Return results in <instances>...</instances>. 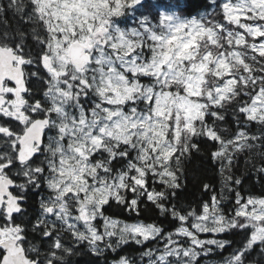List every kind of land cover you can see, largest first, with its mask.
Returning a JSON list of instances; mask_svg holds the SVG:
<instances>
[{
	"label": "snow or ice",
	"instance_id": "obj_1",
	"mask_svg": "<svg viewBox=\"0 0 264 264\" xmlns=\"http://www.w3.org/2000/svg\"><path fill=\"white\" fill-rule=\"evenodd\" d=\"M253 174L264 0H0V264H264Z\"/></svg>",
	"mask_w": 264,
	"mask_h": 264
},
{
	"label": "trees",
	"instance_id": "obj_2",
	"mask_svg": "<svg viewBox=\"0 0 264 264\" xmlns=\"http://www.w3.org/2000/svg\"><path fill=\"white\" fill-rule=\"evenodd\" d=\"M5 2H6V0H5ZM190 2L193 5H200V4H203L205 2L210 3V0H190ZM203 10L204 9H201V11H203ZM195 165L197 167H199L200 161L199 160L195 161ZM239 167L242 171L245 170L246 165L244 163L243 157L240 158ZM210 175H211V173H210ZM217 187H219V185H217ZM245 188H246V190H250L251 192H253L256 195H259L261 193V191H264V189L261 188V185L259 183H257L256 177L254 174H253V178L251 180H248L247 183L245 184ZM189 191L195 193V196H199V192L196 189H194L191 185H189ZM113 213L116 215L117 218H120V219H126V220L132 219V217H129L127 215V213H120L116 209H113ZM141 218L144 219L145 222H155L156 221V214H155V212L145 213L142 215ZM169 227H170V225H169ZM134 255L139 257L138 252L134 253Z\"/></svg>",
	"mask_w": 264,
	"mask_h": 264
},
{
	"label": "rangeland",
	"instance_id": "obj_3",
	"mask_svg": "<svg viewBox=\"0 0 264 264\" xmlns=\"http://www.w3.org/2000/svg\"><path fill=\"white\" fill-rule=\"evenodd\" d=\"M210 264H215V261L210 262Z\"/></svg>",
	"mask_w": 264,
	"mask_h": 264
}]
</instances>
